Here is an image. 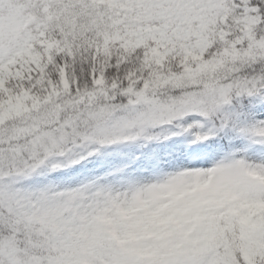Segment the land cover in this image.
<instances>
[{"label": "snow or ice", "instance_id": "snow-or-ice-1", "mask_svg": "<svg viewBox=\"0 0 264 264\" xmlns=\"http://www.w3.org/2000/svg\"><path fill=\"white\" fill-rule=\"evenodd\" d=\"M242 205L264 0H0V264H264Z\"/></svg>", "mask_w": 264, "mask_h": 264}, {"label": "rangeland", "instance_id": "rangeland-1", "mask_svg": "<svg viewBox=\"0 0 264 264\" xmlns=\"http://www.w3.org/2000/svg\"><path fill=\"white\" fill-rule=\"evenodd\" d=\"M196 191L203 193V192L207 191V186L201 187V188L197 189ZM241 207L247 208L249 211V216H240V222L242 224H245V225L249 224L250 218L252 215H256L258 212L264 211V205H257V206L242 205ZM232 211H233V214L238 215V216L240 215L238 209H232ZM149 235H151V234H149ZM131 238L135 239L134 236Z\"/></svg>", "mask_w": 264, "mask_h": 264}]
</instances>
